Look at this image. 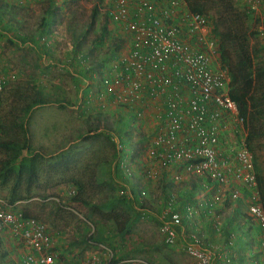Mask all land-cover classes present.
Returning a JSON list of instances; mask_svg holds the SVG:
<instances>
[{"label":"rangeland","instance_id":"obj_1","mask_svg":"<svg viewBox=\"0 0 264 264\" xmlns=\"http://www.w3.org/2000/svg\"><path fill=\"white\" fill-rule=\"evenodd\" d=\"M3 1L9 5L19 6L15 14H12L14 19L19 20V24L23 26L21 32L18 31L19 35L29 39L36 34L47 0ZM56 1L60 3L62 12L55 22V28L53 26L54 40L42 46L37 43L33 46L30 42L23 45L17 39L18 33L15 30L8 36L0 37V76L11 78L14 75L15 78L12 79L11 84L15 82L16 86L22 83L24 87L30 84L34 89L50 97L49 105L36 110L32 120L29 121L33 150H41L42 153L53 156V158L78 153L79 162L74 173L60 174L47 171L40 179L41 187L34 188L33 193L29 195L30 198L19 202L17 208L25 215L37 218L47 226L52 249L62 254V260L68 264H79V261L87 259L88 253L99 257L104 253H102V245L115 253L114 260L117 256L123 258L122 262L118 259L116 260L118 262L112 261L113 264H139V260L147 258L154 264H189L183 259V254L178 251L174 252L180 247V240L173 247L164 243L160 221L164 215L161 206L163 194L161 179L165 174L158 162L151 156V152L155 151L156 131L154 132L153 129L154 122H149L153 119L145 116L143 120L133 122L135 119L131 118L133 131L137 128L134 131L135 140L138 142L146 138L148 140L138 144L142 146L141 153L135 159L126 158L122 163L124 170L118 173L116 168L119 159L113 158L112 147L109 142H106L105 134L101 130L96 134L91 132V128L98 120H101L100 127L115 128L116 120L128 116L126 109L108 99L106 94L101 97L102 101L97 102V88L94 86L96 81H93V78L108 79V70L113 62L110 66L108 65L109 68L105 66L107 69L104 71H102L104 67L101 69L102 76L101 73L96 74L93 69L105 62H110L115 54L118 59L124 58L126 56L124 47L130 45L125 37V30H120L113 23L106 28L102 10L109 7L112 0ZM56 1L54 5L57 4ZM233 2L239 12L247 11L250 15L247 22L250 27L249 32L252 34L250 44L252 50L255 51L254 62L264 66V41L257 33L258 20L255 15L260 11L253 13L247 0H233ZM97 6H101V12L98 11ZM95 10H97V15ZM212 19L207 25L206 35L207 38H212L216 42L217 38L213 32L215 20L213 23ZM89 66L92 67L91 70L88 69ZM216 67L219 70L222 69L219 55L216 56ZM86 87L91 89L87 96L84 93ZM262 93L260 91L257 95L261 104L258 122L254 123L250 129L246 125L243 128H245L246 142L250 135L253 136L252 142H248L247 146L253 158H256L257 170L264 183V96ZM88 96L89 102L86 105ZM54 162L55 160H49L46 164L50 165ZM173 169L165 172L170 176H175L176 174L171 172ZM146 170L153 172L152 179L145 178V175L148 176ZM126 175H130L131 187L140 185L141 198L150 203L148 220L133 224L130 232L124 236L115 237L116 235L110 233L111 240L105 237L108 239H105L106 241L99 246L85 243L83 239L93 230L91 223L101 222L98 216L93 215L89 209L80 206L76 208L65 206L72 195L78 194V189L69 180L74 178L76 182H82L85 186L90 185L82 196L92 205H99L109 200H126L129 196L131 197L130 188L121 179ZM156 175L157 177L154 178L153 176ZM115 176L117 177L116 182L113 181ZM166 181L172 182L171 178ZM9 190L10 186L0 187V199L7 202ZM59 203L64 204L65 207L60 206L59 208ZM129 209L131 217L133 216L132 211H138L130 205ZM104 226L111 228L112 224L104 223ZM2 232L10 234L7 230L0 229V233ZM5 248L4 243H0V264L5 261L3 259ZM77 248L83 250L76 251ZM91 258L88 257L84 264L95 260ZM100 258H103L104 264H109V253Z\"/></svg>","mask_w":264,"mask_h":264},{"label":"built area","instance_id":"obj_2","mask_svg":"<svg viewBox=\"0 0 264 264\" xmlns=\"http://www.w3.org/2000/svg\"><path fill=\"white\" fill-rule=\"evenodd\" d=\"M247 4L253 13L260 11L255 14L257 32L264 41V0ZM104 11L129 34L130 43L128 54L108 73L113 101L138 121L148 112L156 114L151 156L162 170L180 166L186 173L188 179L179 173L171 176L174 183L195 179L197 188L213 191L221 200L247 201L248 216L261 229L264 252V209L245 123L230 98L228 73L216 67L217 44L207 38L205 18L189 13L183 0H117ZM184 24L189 27L186 36L181 32ZM14 78L0 76V93ZM173 193L167 214L175 210ZM17 205L10 207L0 199V229L26 249L21 263L68 264L52 249L47 226L27 217ZM182 222L175 212L162 224L166 245L179 243L177 228ZM184 252L199 264H211V255L194 238Z\"/></svg>","mask_w":264,"mask_h":264},{"label":"trees","instance_id":"obj_3","mask_svg":"<svg viewBox=\"0 0 264 264\" xmlns=\"http://www.w3.org/2000/svg\"><path fill=\"white\" fill-rule=\"evenodd\" d=\"M54 1L56 0L46 1L44 14L39 21V29L36 34L28 39L19 35L18 31L21 32L23 26L19 24V20L17 21L14 19L12 15L13 13L15 14L19 6L17 4H11L13 5L11 6L3 0H0V2H2L0 4V37H5V35L8 36L9 33L15 30L18 33L17 39L23 45L30 42L33 46H36V43L42 46L54 40L55 34L53 26L56 25L55 22L62 12L60 3L56 1L57 4L54 5ZM113 1L116 2L117 0H112L111 5ZM183 2L186 4L189 13L203 16L206 18L207 24L210 23L209 20L212 18L213 23L215 20V29L213 32L217 38L216 42L218 47L216 51L219 55L222 69L228 73L231 79L229 95L237 106L239 116L244 120L247 128L250 129L254 126V123L258 122V116L261 112V110H259L261 104L259 103L257 95L258 92L261 91L263 92L262 96H264V66L255 64L254 62L255 51L252 50L250 44V37L252 34L249 32L250 27L247 22L250 17L249 13L247 11L239 12L234 7L233 0H183ZM100 8L101 6H97L99 12L102 10H100ZM95 13L96 15L98 14L97 10H95ZM102 13L104 15L106 28H109L110 23H113L109 19V13L103 10ZM92 25L93 24H91V26ZM113 25L118 27L115 23H113ZM106 28L104 27V31H106ZM118 28L121 30L122 27L120 28L119 26ZM188 31V25L184 24L181 29L182 35H188ZM128 35L129 34L126 33L125 37L127 41ZM82 58L84 59L85 57L83 56ZM116 60H118L117 54L112 56L110 62H105L97 66L93 71L96 74L101 73L100 75L102 76V71L107 69L105 66H110V63H114ZM112 65L110 68L108 66V73ZM103 67L104 69L101 71ZM88 69L91 70L92 67L89 66ZM94 80L96 81L94 86L97 88V102L101 100L103 94H106L108 99L113 101L115 98L114 93L106 89L109 79L98 80V78H93V81ZM11 82L13 81L7 82L4 90L0 93V187L10 186L9 197L7 202L5 201L10 207L23 200H28L30 198L29 195L33 193V189L40 186V179L47 171L60 174L74 173V170H77V164L79 162L78 153L53 158V156L50 157L45 155L41 150H33L29 121L32 120V116L36 110L49 105L50 97L34 89L30 84L24 87V85H21L22 83L15 86V82L13 84H11ZM90 90L89 87L85 88L84 93L86 96ZM88 98L89 96L86 97V105L89 102ZM100 108H102V106H100ZM126 113L128 116L118 121L116 120V123H114L116 125L115 128L111 126L107 128L100 127L101 120H98L94 127L91 128V132L95 134L99 130L105 134V138L107 139L106 142H109L110 147H112L113 158L119 159L116 168L117 173L124 170L122 163L126 158L135 159L141 153L142 146H138V144L148 140V138H146V140H140L139 142L135 140L134 131L137 128L133 131L134 128L131 125V118L133 116L129 112ZM135 121L136 119L133 122ZM136 122L139 121L137 120ZM252 139L253 136L250 135L247 144L248 142H252ZM130 153L132 154L130 155ZM253 159L264 209V183L261 174L257 170L256 158ZM49 160H55V162L47 165L46 162ZM129 178L130 175L121 177L130 188L131 197L129 196L126 200L113 199L99 205H92L82 196L86 193L90 185L85 186L82 182H76L74 178L69 180L78 189V194L72 195L68 204H65V206L71 208L80 206L89 209L93 215L98 216L101 222L99 224L95 222L91 223L93 232L91 231L92 233H89L90 236L84 240L85 243L102 244L103 241L108 239L105 237H109L111 240L112 237L110 233L114 236L116 235L115 237L124 236L130 232L133 224L139 223L140 219L144 218V214H150V203H148V200H143L141 198L142 190L139 186H134V188L131 187ZM113 181H117L116 176L113 178ZM167 187L165 186V190L162 191L161 206L163 209L167 207L172 193L169 191L171 188L170 185ZM23 194L25 195L23 196ZM183 196H186L187 200L190 201L195 197V192L182 194L180 196L181 205L179 206H181V208L186 206ZM182 200L184 202H182ZM178 204L179 203L175 205L174 213H179L181 211ZM129 205L138 210L137 212L136 210L132 211V217L130 216L131 214L129 215L131 211ZM58 206L60 208V206H64V204L59 203ZM167 217L168 220L171 219L172 214ZM232 221H234V219ZM104 223L107 225L112 224V227L109 228L104 226ZM161 224L162 221H160V225ZM113 261H115L114 258ZM143 262L142 264H154L149 258L143 259Z\"/></svg>","mask_w":264,"mask_h":264},{"label":"crops","instance_id":"obj_4","mask_svg":"<svg viewBox=\"0 0 264 264\" xmlns=\"http://www.w3.org/2000/svg\"><path fill=\"white\" fill-rule=\"evenodd\" d=\"M129 47V44L128 46L125 45L124 47L126 55L128 54ZM146 118L153 119V121L149 123L154 122L155 127L153 129L155 132L157 130V123L155 121L156 114H153V112H148L146 114ZM173 168L174 169L171 171L172 174H183L182 179H188L185 175L186 173L182 171L180 166ZM163 172L165 175L163 176V179H161L162 191L165 190V186L167 187L170 185L171 188L169 191H174L173 194L175 195V205L177 203H179L178 206L181 205L180 196L182 194L195 192V197L190 201L187 200L186 196H183L185 198L186 206L184 208L179 206L181 209L179 215H181V218L184 221L182 222V225L177 228L181 245L178 249L176 248L174 252L178 251L179 253L183 254V259H185V261L189 264H199L196 260L184 252L185 244L193 242L194 238L196 245L200 246L203 250L211 255V264H264V252L261 250L263 243L261 229L257 222L248 216L247 201H231L229 199L221 200L220 197L213 191H207L204 189L202 191L200 188H197V185L199 184L195 179L184 182L182 181L179 184L174 183L171 179L172 182L168 183L166 180L172 178L171 176L173 175H168L165 170H163ZM146 173L148 176L144 174L145 178L152 179L151 176L153 175V172L150 173L148 170H146ZM153 177L156 178L157 175ZM138 186L141 188L140 185ZM182 202L184 201L182 200ZM167 210V207L163 209L164 215L167 214ZM171 214H174V212ZM146 215L147 214H144V218L140 219L139 222L147 221L149 217ZM164 215L161 218L162 224L164 222L171 221V219H167L170 217H164ZM233 219L234 221H232ZM90 234H88L83 240L87 239ZM0 237V243H4L6 246L5 250L3 251V259H5V261L2 264H22V258L27 254L26 249L20 244L16 243V240H14L12 235L9 233L2 232L0 233ZM104 242L105 241H103V243ZM110 247L114 248L111 245ZM101 248L102 253H104L100 254L99 257L88 253V256H86L87 259H84L81 262L79 261V264H84L85 261L88 260V257H92L91 260L94 258L99 259L96 261V264H102L104 260L100 257L102 255L106 256L108 253L110 255L109 264H113L112 259L115 253H112L109 248H106L103 245ZM95 249H97V247ZM80 250L83 249L77 248L76 251ZM117 253H119V251H117ZM60 256L62 257V254H60ZM83 256L84 254L82 253L81 257L83 258ZM117 259L118 261L121 260L120 262L123 261L121 256H117ZM116 260L113 262H118ZM142 263H144L143 260H139V264Z\"/></svg>","mask_w":264,"mask_h":264}]
</instances>
